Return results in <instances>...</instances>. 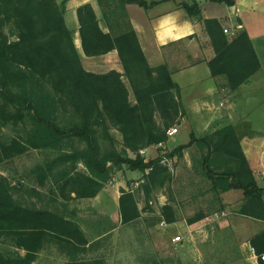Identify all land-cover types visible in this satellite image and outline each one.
I'll list each match as a JSON object with an SVG mask.
<instances>
[{"label":"trees","instance_id":"1","mask_svg":"<svg viewBox=\"0 0 264 264\" xmlns=\"http://www.w3.org/2000/svg\"><path fill=\"white\" fill-rule=\"evenodd\" d=\"M67 1L0 0V127L16 130L14 136L2 141L0 158L10 159L30 148L59 149L56 157L38 164L35 172L38 182H49L50 190L65 198L97 195L110 176L111 166L127 164L144 173L143 187L149 195L154 185L163 183L171 173L160 155L146 160L140 150L166 142L168 128L184 112L180 86L172 70L165 63L150 64L136 30L119 5L149 3L120 0L115 4L106 0L109 8L104 9V20L108 31L90 2L78 7L84 52L94 56L118 49L122 70L100 72L88 69L83 61L75 31L66 21ZM99 1L103 5V0ZM182 6L191 15L201 13L196 0L184 1ZM203 20L215 50L209 60L212 75L222 77L227 87L235 89L262 65L252 37L246 28L227 33L216 17ZM10 24L16 30L15 38L7 31ZM112 128L122 134L121 148ZM99 129L110 141L105 150L97 135ZM193 144L204 150L198 161L211 181L210 189L219 194L242 189L243 202L236 212L264 221V187L256 178L234 125L200 137L191 132L189 142L178 150ZM79 161L89 171L80 169ZM22 190L19 183H12L0 172V241L25 250L0 249V264H35L39 251L50 245L72 255L87 249L89 241L84 231L63 213L57 198L39 202L33 198L41 199L39 189L32 188L33 194L27 192L28 197ZM120 210L124 223L141 215L133 190H123ZM163 211L168 222L176 220L171 204H165ZM202 217L199 214L188 221ZM250 242L259 263L264 264V228ZM65 264L107 262L104 258H72Z\"/></svg>","mask_w":264,"mask_h":264},{"label":"rangeland","instance_id":"2","mask_svg":"<svg viewBox=\"0 0 264 264\" xmlns=\"http://www.w3.org/2000/svg\"><path fill=\"white\" fill-rule=\"evenodd\" d=\"M68 21L71 25L72 20L69 18ZM250 24H252L251 30L256 37L261 56L264 58V49L258 42L260 38H264L261 36L264 33V19L252 20ZM7 31L10 36L16 37L13 25H8ZM231 32L232 29L229 30L230 34ZM83 61L88 67L85 55ZM91 66L97 70L105 69L98 60L92 62ZM125 79L127 80V77ZM184 116L185 110L178 117V122L174 124L179 127L181 138L171 140L169 143L165 142L163 145L154 144L156 147H151L156 156L162 152L161 154L164 155L163 158L161 156L162 164L168 167L171 174L170 177L165 178L163 183L158 182L150 195L143 187L145 177L141 170V172L132 173L134 169L127 164L119 167L111 166L110 176L104 182V186H111L117 193L124 189H135L141 215L128 223L114 216V199H107L104 207L101 201L94 203L97 198L95 200L83 197L65 198L50 190L49 182L46 185L38 182L36 166L52 160L61 152L59 149L30 148L13 158H0V172L6 175L12 183H19L23 187L22 194L28 197L27 192L33 194L32 188H37L41 191V199L37 196L33 197L39 202L51 197L57 198V204L63 213L78 221L89 239L93 240L90 246H86L87 249L79 251L76 255L64 252L57 245L47 246L39 251L34 263L65 264L72 258H104L107 264L241 263L242 257L238 253L241 243L249 241L252 231L259 228L258 221L254 217L252 219V216L236 212V208L243 202L242 189L226 194L224 192L219 194L210 189L211 181L203 174L201 163L198 161L204 151L198 144L184 147L182 151L178 150L181 144H185L180 143V140H188L186 142L188 143L191 138V132L184 126L182 127ZM111 133L116 138L117 146L121 148L122 134L115 128L111 129ZM15 134L16 130L12 126L0 127V148L2 141H6ZM97 135L101 148L105 150L110 144L109 139L105 138L101 129ZM78 145L79 142H75V146ZM146 148L141 154L145 158H151L146 153ZM130 154L135 156L134 152ZM78 165L83 171H89L83 161H79ZM224 195L231 202L224 203L222 200ZM164 202L173 206L176 222L166 220L163 211V206L166 204ZM224 210L227 214L218 217L216 213ZM104 213L106 217L103 220ZM199 214H203V217L196 224L185 220V218L189 219ZM89 232L93 235H88ZM176 236H181V238L175 239ZM245 244L250 247L253 258L256 259L257 254L253 246ZM0 249L5 252L21 251L24 253L23 249L1 241Z\"/></svg>","mask_w":264,"mask_h":264},{"label":"crops","instance_id":"3","mask_svg":"<svg viewBox=\"0 0 264 264\" xmlns=\"http://www.w3.org/2000/svg\"><path fill=\"white\" fill-rule=\"evenodd\" d=\"M57 1L61 2L62 0ZM110 1H113L115 4L120 3V0ZM146 1L149 3L148 6L141 5L138 2H127L125 5H119L125 18L130 21L136 30L150 64L155 66L165 63L172 70V76L180 86V98L185 110L182 127L184 126L190 132H194L200 137L225 125H234L256 178L259 184L264 187V58L261 56L259 46L256 43V37L251 30L254 22L250 24L252 20L264 19V0H236L234 4H227L217 0H196L201 8L200 15H191L182 6L184 1L191 3L194 0ZM87 2L93 5L98 17L101 19L103 29L105 31L109 30V25L104 20V9L109 8L106 5V0H103V5L99 0L67 1L66 21L75 31L74 39L80 53L83 58L84 55L86 56V63L89 64L86 67L90 70L100 72L112 68L122 70L117 48L107 53L94 56L87 55L84 52L79 30L78 7ZM168 14L175 15L180 23L187 21L190 28L186 29L187 35L184 39L176 43H169L166 47H161L156 41L154 30L160 18ZM208 17L220 19L224 28L232 29L231 34L240 28H246L252 37V41L261 60V68L235 89L227 87L222 77L212 75L209 60L214 56L215 50L210 36L205 30L203 20ZM69 18L72 20L71 25L68 21ZM136 25L142 26L141 29L137 30ZM261 36H264V33ZM258 42L264 49V38H260ZM95 60L101 61L105 69L97 70L91 66ZM180 133L169 135L166 143L181 138ZM187 141L182 139L179 142L186 143ZM153 146L156 147V145L145 147L149 157L155 158L160 155L163 158L164 155L161 154L162 152H159L157 156L153 154L154 151L151 148ZM151 158L145 159L148 160ZM138 172L141 171L138 169L132 170V173ZM132 189L133 191L135 190L134 188ZM234 190L236 189H230L224 193L226 194ZM122 192L123 190L117 193L111 186L106 185L97 195L83 198L89 200H95L97 198L94 203L101 201V205H104V207L107 204V199H114L115 206H113V214L122 220L120 210V196ZM222 198L224 203L231 202L226 199V195L224 197L222 196ZM165 203L167 204L168 202ZM103 215L104 220L106 213ZM200 219L194 221V223L196 224ZM252 219L254 218L252 217ZM185 220L188 221L187 218ZM255 220L258 221L259 228L252 231L250 238L264 228L263 220L256 218ZM83 231L85 233V230ZM85 235L89 241L86 246H90L93 240L89 239L86 233ZM88 235L92 236L93 234L89 232ZM245 243H248L249 246L252 245L250 239L249 241L246 240L241 243L238 253L241 254L242 260L239 264H260L257 255L256 259H254L250 247Z\"/></svg>","mask_w":264,"mask_h":264},{"label":"clouds","instance_id":"4","mask_svg":"<svg viewBox=\"0 0 264 264\" xmlns=\"http://www.w3.org/2000/svg\"><path fill=\"white\" fill-rule=\"evenodd\" d=\"M137 30L142 26L136 25ZM190 28L187 21L180 23L173 14H168L160 18L154 30L156 41L161 47H166L169 43H176L185 38L186 29Z\"/></svg>","mask_w":264,"mask_h":264},{"label":"built area","instance_id":"5","mask_svg":"<svg viewBox=\"0 0 264 264\" xmlns=\"http://www.w3.org/2000/svg\"><path fill=\"white\" fill-rule=\"evenodd\" d=\"M225 31L228 32L229 29H228L227 27H225ZM167 131H168V134H169V135H174V134H176L177 132H179V127H178V126H174V125H172V126H170V127L168 128ZM160 144H162V143H160ZM140 151H141V152H144L145 149L142 148ZM216 214H217L218 217H220V216H222V215L227 214V211L224 210V211H222V212H217ZM180 238H181V236H176V237H175V239H180ZM253 249L255 250L254 247H253Z\"/></svg>","mask_w":264,"mask_h":264}]
</instances>
